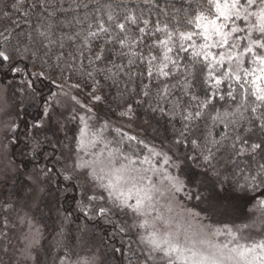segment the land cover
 I'll list each match as a JSON object with an SVG mask.
<instances>
[{"label":"snow or ice","instance_id":"obj_1","mask_svg":"<svg viewBox=\"0 0 264 264\" xmlns=\"http://www.w3.org/2000/svg\"><path fill=\"white\" fill-rule=\"evenodd\" d=\"M64 2L12 0L5 5L7 10L0 12V73L26 76L23 91L30 90L32 99L39 92L36 82L48 79L51 73L46 75L45 69L51 67L66 79L86 77L83 84L90 89L87 100L97 104L107 98L105 87H114L115 96L122 101L121 117H131L133 104L145 102L162 118L179 117L181 127L173 143L198 149L205 173L211 170L214 176H220L218 165L235 164V158L244 155L264 154V0H92L91 5L88 0H73L68 8L83 11L84 15L71 17L62 12ZM13 11H23L24 21L30 25L29 17L34 14L43 22L35 34L23 28L17 31L18 21L11 26L3 24L12 21ZM65 28L73 31L65 32ZM56 32L61 35L53 39ZM37 36L43 38L40 48L35 47ZM53 48L59 51L49 65ZM35 59L42 61L40 72L21 67L25 61L36 67ZM52 82L56 83L55 79ZM65 82L61 80L57 88L63 89ZM70 87L82 90V83L77 80ZM126 96L130 99L125 100ZM72 99L80 111H85L84 116L76 108L61 111L51 104L45 108L47 121L42 127L55 122L56 130L63 131L65 121L83 123L79 139L75 132L70 139L65 135L60 156L53 159L67 173L64 179L80 182L82 210L109 222L113 215H130L134 223L119 227V232L143 230L137 233L138 250H133L131 242L127 245L128 264H264V239L252 240L243 235L249 225L217 228L206 224V217L180 205L181 210L175 211L172 201L177 193L186 191L187 185L171 175L167 167L161 171L158 165L162 162L180 169L179 155L145 144L149 155L133 159L136 153L126 154L119 141L115 148L104 145L107 155L104 150L96 151L104 128L97 126L93 131L88 122L92 108L75 96ZM229 100L234 108L217 109L219 101ZM22 103L23 98L12 91V86L0 81V113H7L15 104L18 115ZM198 121H204L206 131L198 127ZM217 125L230 131L216 133ZM15 127L12 120L7 131L14 134ZM257 130L259 138L253 142L250 138L257 135ZM45 140L53 145L51 139ZM29 143L33 153L41 150L42 141L37 136H32ZM216 153L221 156L217 158ZM85 155L93 158L85 159ZM153 156L157 157L155 165ZM158 177L169 186L165 187ZM52 178L53 168L34 166L29 177L32 190L50 184ZM242 179V187L264 184V164ZM235 183L240 186L239 180ZM166 192L171 194L169 202L158 207L159 197ZM5 207L12 208L10 204ZM258 207L264 215V201ZM19 221L29 225L21 254L35 260L32 249L39 243V229H33L27 214ZM9 225L5 216L0 227V252L11 258L15 249L7 235ZM57 247L65 249L68 245L60 239ZM59 264H98V257L91 250L81 255L69 248Z\"/></svg>","mask_w":264,"mask_h":264},{"label":"trees","instance_id":"obj_2","mask_svg":"<svg viewBox=\"0 0 264 264\" xmlns=\"http://www.w3.org/2000/svg\"><path fill=\"white\" fill-rule=\"evenodd\" d=\"M11 2L12 0H0V12L7 10L5 5H10ZM88 2L90 5L92 4V0H88ZM71 3H73V0H65L62 8L63 14L69 17L72 15L83 16V11L68 8V4ZM11 15L12 21H3V24L11 26L14 21H18L17 31L23 28L24 31H33L35 34L39 24L43 22L42 20L38 21L37 16L34 14L29 17L31 25L25 23L23 11L19 13L13 11ZM57 15L61 19L63 18L60 11L57 12ZM64 31L71 32L73 29L65 28ZM59 35L61 33L56 32L53 39ZM41 41H43V38L37 36L35 47L40 48ZM43 51L41 48V55H43ZM58 51L59 49H52L51 58L48 59L49 65L55 61ZM34 62L36 67H32L30 61H25L21 64V67L27 66L28 71L33 73L40 72L42 61L35 59ZM85 64H87V61H85ZM45 73L46 75L51 73V75H48V79L41 78L36 82L35 86L39 92L35 99H32L30 90L28 92L23 91L22 81L27 78L26 76L11 73L5 76L0 73L1 79L12 86V91H16L18 97L23 98V103L20 104L18 109V115L14 104L18 127L13 134V139L12 137L9 138V140L12 139L9 145L13 160L21 166L23 171L27 172L32 171L34 166L38 164L41 167L47 165L53 168V178L51 183L47 185L39 210L43 232L33 264H59V260L64 258L69 248L74 249L76 253L81 255L88 253L89 250L92 253L96 250L101 251L102 255L98 264H128V256L130 255L127 252L128 243H132L133 250L139 249L136 232L133 230L127 233L119 232V227L127 226L130 223L129 219L122 215H113L110 217L112 222H109V219L105 217L82 210L81 200L83 197L82 189L79 187L80 182L64 179L67 173L53 159L54 156H60V147L63 143H66L65 135L70 139L77 128L76 123H79V121H74L69 124L65 121L63 131H57L55 122H50L48 127H42L37 122L45 111L47 101L55 91L59 90L57 84L61 80L66 81L64 85L66 87H70L71 84L80 80L82 90L73 89L78 93L79 98L77 99L81 103L87 101L90 107H94L90 119L101 121L111 132L115 131L126 138L137 137L134 141L142 150L137 153L145 152L147 149L144 145L147 144L148 148L171 149V152L179 155L182 161L181 168L173 170L187 185L186 191L191 192L193 190L195 192V207L199 208L203 215H208L206 220H213L223 225L237 219V217L244 219L253 202L264 197V184H257L255 187H242L244 185L242 177L255 174L260 165L264 164V154L258 153L254 157L244 155L236 157L235 164H220L218 165L221 171L220 176H214L211 170L205 173L202 161L199 159L198 149L193 148L191 145L176 146L173 143L181 127L179 117L175 120L168 117L162 118L158 112L151 111L149 102L142 105L133 104L134 115L121 117L119 113L123 111L122 101L115 96L116 89L114 87L108 88L106 86L104 94L107 98L102 103L97 104L94 101L87 100L86 94L90 89L83 84L86 77L73 76L71 79H66V77L60 76L58 70L53 71L51 67L46 68ZM53 79L56 83L52 82ZM88 83H91V81H88ZM128 99L130 98L126 96L125 100ZM216 107L218 110L224 111L225 109L234 108L235 105L230 100L219 101ZM71 108H76L79 115H85V111H80L76 103L69 107V109ZM63 111H67V108ZM196 123L201 130H207L204 121ZM208 124L210 125L211 121H208ZM69 128L72 131H68ZM214 131L223 134L224 131H230V129L226 130L223 125H217ZM34 135L42 141L41 150L38 153H33L32 145L29 143L30 138ZM45 137L51 139L53 145H49ZM258 138L259 133L257 130V135L251 136L250 139L255 142ZM57 140L60 141L59 144L56 143ZM141 140L144 141V144L139 143ZM216 155L217 158L221 156L220 153H216ZM192 157H195V159ZM212 163L216 164L217 161L213 160ZM236 180L240 181V186L235 183ZM27 185L26 177H18V180L12 183H0V227H3L4 217H8L9 208H6L5 205L10 204L12 206L16 195L19 199L24 196V193L28 190ZM61 232L63 233L62 236ZM60 239L68 245V248L61 249L57 247V241ZM115 248H121L122 251L114 252L113 249ZM73 259H75V256H73Z\"/></svg>","mask_w":264,"mask_h":264},{"label":"rangeland","instance_id":"obj_3","mask_svg":"<svg viewBox=\"0 0 264 264\" xmlns=\"http://www.w3.org/2000/svg\"><path fill=\"white\" fill-rule=\"evenodd\" d=\"M0 81H3L0 76ZM5 82V81H3ZM6 83V82H5ZM64 93H67L65 95ZM56 94L55 97L53 95L50 97V99L46 103V107L51 104H56V106L61 110H67L69 107H72L73 103L75 101L72 99L73 96L79 98L78 93L71 87L64 86L63 89H59L54 92ZM87 102V101H86ZM85 103V102H82ZM89 102H87L88 104ZM88 107H90L88 105ZM92 110L94 107H90ZM84 116V115H81ZM87 118V117H86ZM15 121V128L14 132L18 127V118L16 115V110L14 105L9 109L7 113H0V183L3 182H14L18 180V177H26L28 182V190L24 193V196H22L20 199L18 197H14L12 208L9 209L8 212V220L10 222L9 229H7V235L10 238L11 244L15 249V255L11 258L8 255H4L2 252H0V264H33L34 260L32 259H25L24 256L21 254V250L25 246V241L23 239L24 234L28 233L29 231V225L28 223L21 224L19 221V217H24L25 214H27V218H30L31 225L33 229H39L40 237L43 232V224L41 220V216L39 213L42 199L44 197L45 191L47 189V185L43 186L41 188H38L37 190L33 191L30 185V174L32 171H23L21 166L17 164L13 158L11 153L10 145L13 139V133H10L7 131V125L12 121ZM47 121V116L42 115V117L37 121L38 124L43 125ZM89 124L92 126V130L94 131L97 126L103 127V139L98 142L96 151L104 150L105 154L107 155V150L104 149V145L107 143L109 144L110 148L116 147V142H120V147L125 148L126 154L131 155L132 151L136 153L135 156H133V159H136L138 156H145L149 155L148 149L145 150L143 153H137L142 151L139 149V147L136 145L134 140H129V137L126 138L123 135H120L116 133L115 131L111 132L109 128L105 124H103L101 121H93L92 119H88ZM49 123H47V126H49ZM126 126V125H125ZM76 129H75V135L77 139H79L80 136V130L84 128L83 123H76ZM91 136V133H89V137ZM9 140V138H11ZM10 141V142H9ZM150 146V145H149ZM151 148V147H150ZM139 149V150H138ZM157 151L167 152L169 155H173V152H171L168 149H161V148H155ZM161 149V150H160ZM85 159H92L93 157L85 155ZM153 164L155 165V161L157 160V157H151ZM162 160V158H161ZM144 167H148V165H144ZM158 167L161 169V171H164L165 168H168V171L171 175L178 176L176 172L171 168L170 166H165L162 162L158 165ZM151 175V174H149ZM179 177V176H178ZM180 178V177H179ZM163 183L165 187L169 186L168 182L163 179V177H158ZM182 181L183 179L180 178ZM192 192V193H191ZM185 191L183 193H177L175 196V200L172 201L173 207L175 208V211H180V207L177 205L182 206L183 208L187 209L189 212L193 213H199L201 218H208L207 214H204L201 212V210L197 207H195V192L193 190ZM107 195L106 193H104ZM170 193H165L164 196L159 197V205L158 207H162L166 205L169 202ZM191 196L192 198L189 199L188 197ZM261 201H264V197H261L249 207V212L247 216L244 217V219L237 217V219L229 221V223H224L223 225L216 223V221L213 220H204L206 224H209L211 226L217 227V228H223L225 225H228L229 227H232L233 229L242 228L244 225H249L247 229H244L243 235L249 237L252 240H260L264 239V215H262L259 204ZM175 214V213H173ZM122 215L123 217H126V219H129V224L131 225L134 223L133 218L130 215ZM213 219V218H212ZM240 219V220H239ZM11 225H15L14 228H11ZM136 234L138 232H142L143 230L140 229H132ZM138 236V235H137ZM139 239V237H138ZM223 240L224 238H219ZM7 244V242H5ZM38 246V245H37ZM37 246L32 249V255L35 257V253L37 250ZM138 247H140L138 245ZM93 253L96 254L98 257V262H100L101 258V251L96 250Z\"/></svg>","mask_w":264,"mask_h":264}]
</instances>
